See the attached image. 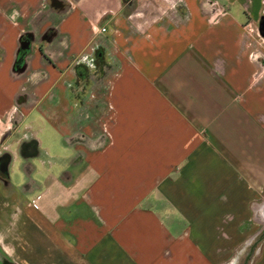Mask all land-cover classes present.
Masks as SVG:
<instances>
[{"label":"crops","instance_id":"1","mask_svg":"<svg viewBox=\"0 0 264 264\" xmlns=\"http://www.w3.org/2000/svg\"><path fill=\"white\" fill-rule=\"evenodd\" d=\"M263 16L0 0V264H264Z\"/></svg>","mask_w":264,"mask_h":264},{"label":"rangeland","instance_id":"2","mask_svg":"<svg viewBox=\"0 0 264 264\" xmlns=\"http://www.w3.org/2000/svg\"><path fill=\"white\" fill-rule=\"evenodd\" d=\"M220 1V0H219ZM155 12V11H154ZM95 60H97V62H100V63H97V66H96V69H101L105 63H104V60L102 57L98 58L97 56L95 57ZM263 60V59H262ZM96 62V61H95ZM89 69V70H88ZM93 67H90V68H87V67H79L77 68L76 70L77 71V77L81 80V81H85V80H89V77H92V71ZM91 83V82H90ZM62 146L61 143H60V140H56L55 142H53V145H52V150L54 151H63L62 149ZM263 241V236H262V239L260 241V243ZM259 243V244H260ZM257 243H255V245L253 246L252 248V252L247 255V251L249 250L250 246L247 248L248 250L246 251V253H244L242 256H241V261L245 260V264H250L251 263V260L254 258L255 256V249L258 247Z\"/></svg>","mask_w":264,"mask_h":264},{"label":"water","instance_id":"3","mask_svg":"<svg viewBox=\"0 0 264 264\" xmlns=\"http://www.w3.org/2000/svg\"><path fill=\"white\" fill-rule=\"evenodd\" d=\"M264 25V23L263 22H260V33L264 36V33H262V31H261V27ZM23 43V42H22ZM21 43V44H22ZM25 45H27L28 44V42H25L24 43Z\"/></svg>","mask_w":264,"mask_h":264},{"label":"trees","instance_id":"4","mask_svg":"<svg viewBox=\"0 0 264 264\" xmlns=\"http://www.w3.org/2000/svg\"><path fill=\"white\" fill-rule=\"evenodd\" d=\"M261 22L264 23V16L262 17ZM261 31H262V33H264V29H263V27L261 28ZM18 59H19V57H18ZM18 59H17V60H18ZM17 62H19V61H16V64H17Z\"/></svg>","mask_w":264,"mask_h":264},{"label":"built area","instance_id":"5","mask_svg":"<svg viewBox=\"0 0 264 264\" xmlns=\"http://www.w3.org/2000/svg\"><path fill=\"white\" fill-rule=\"evenodd\" d=\"M105 30H106V29L103 28V27L100 29L101 32H105Z\"/></svg>","mask_w":264,"mask_h":264}]
</instances>
